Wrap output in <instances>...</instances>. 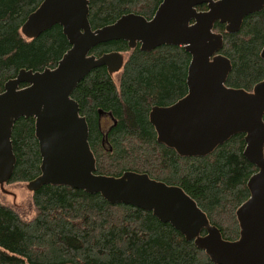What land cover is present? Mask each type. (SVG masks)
<instances>
[{"label":"trees","instance_id":"obj_1","mask_svg":"<svg viewBox=\"0 0 264 264\" xmlns=\"http://www.w3.org/2000/svg\"><path fill=\"white\" fill-rule=\"evenodd\" d=\"M42 2L0 0V93L21 69L55 68L71 47L59 24L34 39L22 32L28 16ZM161 2L90 0L89 19L94 29L129 13L150 19ZM199 9L205 10L206 5ZM214 29L223 34L220 52L232 62L226 85L253 91L264 80V9L245 17L238 32H228L219 21ZM112 51L125 57L118 82L101 66L73 92L89 124L97 173L116 177L128 171L146 173L180 186L225 239H239L237 210L250 197L247 183L258 170L244 155L245 134L233 136L207 156H181L158 141L150 122L154 106H169L187 95L191 54L175 45L142 51L139 45L130 48L125 40L100 44L91 54ZM100 111L111 113L116 121L105 145ZM12 139L17 162L8 183H29L41 175L35 118L17 120ZM33 205L35 215L26 219L0 199V264H216L194 241L152 211L111 204L100 193L44 185L33 192Z\"/></svg>","mask_w":264,"mask_h":264},{"label":"water","instance_id":"obj_2","mask_svg":"<svg viewBox=\"0 0 264 264\" xmlns=\"http://www.w3.org/2000/svg\"><path fill=\"white\" fill-rule=\"evenodd\" d=\"M89 4L90 0H43L22 26L24 35L34 39L59 24L71 47L55 68L21 69L0 93V183H8L16 167L15 123L34 117L42 163L41 175L28 183L32 192L44 185H64L100 193L111 204L152 211L216 264H264V80L253 91L226 85L232 62L220 52L223 34L214 29L219 21L228 32H238L245 17L264 9V0H162L150 19L129 13L97 29L89 19ZM202 5L205 10L199 9ZM117 40L127 41L130 48L139 45L142 51L183 46L191 54L187 95L150 112L160 143L181 156L199 157L245 134L244 155L258 170L247 183L250 197L237 210L239 239H225L180 186L146 173H97L89 124L73 92L97 67L106 66L111 73L121 70L122 52L91 54L94 47ZM261 55L264 59V48Z\"/></svg>","mask_w":264,"mask_h":264},{"label":"rangeland","instance_id":"obj_3","mask_svg":"<svg viewBox=\"0 0 264 264\" xmlns=\"http://www.w3.org/2000/svg\"><path fill=\"white\" fill-rule=\"evenodd\" d=\"M121 73H113L118 82ZM109 121L107 124L109 125ZM0 199L3 203L13 207L26 219H32L35 215L33 205V192L27 182L0 183Z\"/></svg>","mask_w":264,"mask_h":264},{"label":"flooded vegetation","instance_id":"obj_4","mask_svg":"<svg viewBox=\"0 0 264 264\" xmlns=\"http://www.w3.org/2000/svg\"><path fill=\"white\" fill-rule=\"evenodd\" d=\"M108 121L110 122L109 125L107 124ZM113 121L114 124H112ZM100 125L102 127V130L106 131L103 138V144L105 145L107 143V134L116 125V121L114 120V117L113 115H111V113L103 112L100 115Z\"/></svg>","mask_w":264,"mask_h":264}]
</instances>
